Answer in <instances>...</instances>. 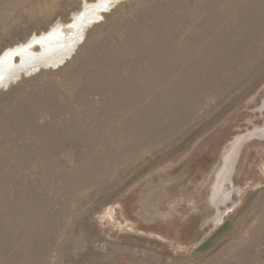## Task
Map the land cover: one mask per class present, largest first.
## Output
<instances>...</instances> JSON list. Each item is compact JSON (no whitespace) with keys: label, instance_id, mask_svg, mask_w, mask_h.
I'll return each mask as SVG.
<instances>
[{"label":"rangeland","instance_id":"374dc122","mask_svg":"<svg viewBox=\"0 0 264 264\" xmlns=\"http://www.w3.org/2000/svg\"><path fill=\"white\" fill-rule=\"evenodd\" d=\"M98 1L0 0V56L54 27L69 40ZM100 16L63 66L0 90V264H264V136L223 220L211 201L231 145L264 128V0Z\"/></svg>","mask_w":264,"mask_h":264},{"label":"bare ground","instance_id":"6f19581e","mask_svg":"<svg viewBox=\"0 0 264 264\" xmlns=\"http://www.w3.org/2000/svg\"><path fill=\"white\" fill-rule=\"evenodd\" d=\"M118 1L119 0H99L97 4L87 3L85 8H83L84 10L82 9L83 12H81V15L78 16L77 23L71 26L73 30L71 31L70 27L68 29L70 30V32H68L69 34H75V36L71 35L72 38L69 40L67 39L64 41L65 38L63 37V34L67 33V28L63 29V27H54L48 33H44L41 36H34L27 43L6 50L0 56V86L6 85L11 80L17 81L22 73L30 75L31 73H35L37 70L41 69L43 66H59L63 64L74 54L75 48L78 46V41H81L84 38L89 25H92L96 20H99L101 13L109 11L110 8ZM59 40L64 41L62 43L64 45L67 43V47L65 46L66 48L64 47L62 51L61 47L63 45L60 47L55 45V43ZM37 45L42 47V53L35 54L32 51L33 47ZM16 56L21 57L22 62L19 65L13 63V59ZM23 64H26L27 66L30 65L31 69L25 68L20 70L23 67ZM5 71H13L15 73L6 76ZM263 136L264 128L239 136L231 145L229 152L225 155L223 167L216 176V181L212 189L213 194L211 196L212 204L218 212V222L227 215V213H221V208L226 207L233 201V190H226V186L231 184L233 171L242 145L251 139L261 138Z\"/></svg>","mask_w":264,"mask_h":264},{"label":"water","instance_id":"95a60500","mask_svg":"<svg viewBox=\"0 0 264 264\" xmlns=\"http://www.w3.org/2000/svg\"><path fill=\"white\" fill-rule=\"evenodd\" d=\"M66 62H67V61H65L63 64H61V65H59V66H53V65L48 66V67L43 66L41 69L37 70L36 72L38 73V72L41 71L42 69H56V68H58V67H60V66H63ZM36 72H35V74H36ZM22 74H25V73H22ZM22 74L20 75V77H19L17 80H19V79L22 78ZM25 75H26V74H25ZM30 76H31V75H30ZM14 82H16V80H15V81L11 80V81H9L6 85H2V86H0V90H1V89H7L8 86H10V84H12V83H14Z\"/></svg>","mask_w":264,"mask_h":264}]
</instances>
